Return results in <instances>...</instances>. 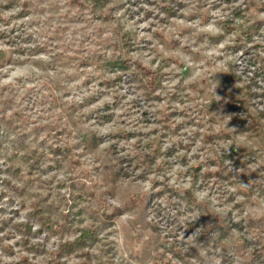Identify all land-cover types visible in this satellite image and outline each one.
I'll return each instance as SVG.
<instances>
[{"label": "rangeland", "instance_id": "374dc122", "mask_svg": "<svg viewBox=\"0 0 264 264\" xmlns=\"http://www.w3.org/2000/svg\"><path fill=\"white\" fill-rule=\"evenodd\" d=\"M32 4L28 18L0 9L11 18L0 25V264H83V251L100 264H246L256 232L245 221L264 222V134L247 129L264 131V0H113L121 6L110 24L72 0ZM115 25L137 42V70L162 76L150 92L159 98L147 100L138 72L108 89L91 68L77 71L63 96L51 86L73 70H44L46 51L16 54L46 43L89 55L98 29L108 37ZM214 132L229 136L210 140ZM15 147L43 161L34 170L17 157L11 164ZM240 147L249 148L242 158L225 156ZM155 160L154 173L142 174L143 161ZM13 166L20 173L10 174ZM261 256L252 264H264Z\"/></svg>", "mask_w": 264, "mask_h": 264}, {"label": "trees", "instance_id": "16d2710c", "mask_svg": "<svg viewBox=\"0 0 264 264\" xmlns=\"http://www.w3.org/2000/svg\"><path fill=\"white\" fill-rule=\"evenodd\" d=\"M112 1L113 0H85V2L84 1L79 2V0H72V3L79 4L81 5L82 8L84 6H87L93 18L100 20V23L109 22L110 24L112 21L114 12L116 10H120V6H121L120 4H118V7L111 6L110 3ZM31 2L32 0H26L24 3L19 4V0H9V5L7 7H3L5 9L3 8H0V9L1 11H3V10H10L12 8L16 9L19 7L21 11L18 15V18H22V17L28 18L29 15L32 14V8L34 6V4L31 5ZM75 16L77 20L80 18L78 14ZM10 19L4 18L0 14V25L3 23L5 26H8ZM119 21H120V18H118V22ZM254 29L257 30V25H254ZM98 30L99 32L97 31V34H96L97 39L92 40V45L95 48V50L94 52L89 51V55L82 54L81 56H76V54L79 53V50L76 51L77 52L76 54L69 55L68 50H70L71 47H68L66 49H63L62 47L58 45H56L55 47H48L46 43H45L46 47L45 46L40 47L35 44L31 48H24V49L20 48L16 50V54L22 57H25V58L29 57L31 59H36L37 57L44 56L43 53L44 51H46L49 57V61L42 67L44 70L46 71H49L50 69L57 70L60 67H64V68L68 67L66 68L67 70H73V71H67L66 74L64 75L66 77H64V79H61V81H57V80L53 81V85L51 86V88L54 87L56 91L64 90L65 93L62 94L63 96L71 92L67 88V85H66L67 81L70 79L76 78L78 75L77 71L81 70L82 68H91L97 73V78L98 80H100L99 81L100 85L108 89H113L117 86V84H120L124 80V77H127L129 72H131L130 74H132L135 78H137V72H138L141 78H145V89L147 90L145 94L147 95L146 97L148 98L147 100H155L159 98V97H156L155 95H151L150 92H152L153 90H156L161 85L162 76L158 77V75H152L149 72H147L146 69L141 68V67H139V69L137 70V60L133 57H130V52L134 51L135 48H137V42L133 40L130 35L128 36L127 33H122L120 31V27L117 25L112 26L111 28L112 31L110 32V35L108 37L105 36L107 34V29L101 26ZM246 34L248 35V37H250L254 33L253 31H250V32H247ZM211 38L213 40L215 37H211ZM214 40L216 41L217 39L215 38ZM12 60L13 58H9L8 61H5V64H9V62H11ZM3 62H4V59H2V62H0V66L2 65ZM15 62L17 63L20 61H15ZM111 75H114L115 77H111ZM91 78H92V73H90L89 77L84 81V85H86L87 83H91V80H92ZM220 80L225 85L230 84L232 83V80H233L232 74L230 75V77L224 76L223 78H220ZM171 96H172L171 98L172 100H174L173 98H176L175 96L173 97V94H171ZM49 97H54V96L49 95L45 97V100H47ZM231 97L232 99L234 98L233 100L235 102H239V103L243 102V105L246 104V102L243 101L244 99H242L238 95L236 97V96H233L232 94ZM54 98L51 100H54ZM216 106H217V103H212L209 107V111L213 112V110L216 109ZM69 108L70 110L75 111L74 107H69ZM106 112L107 110L105 111V113ZM108 113H109V109H108ZM212 120L215 121L214 119ZM247 129L254 130L257 136H259L260 138H261V135L264 134L263 126L258 125V124L256 125L253 124L249 126ZM49 132H52V131L49 130ZM57 134L61 135L63 134V131L62 130L58 131ZM123 134L127 138L130 136V133L126 131H123ZM213 134L214 135L208 136L210 137V140H214L216 139V137H218L219 139H225L226 136H229V135H226L227 133H223V135H219V134H215L214 132ZM87 140L88 139L86 138H80V141L83 142L84 145L88 144ZM93 140L94 139L91 140L92 143L96 142V140L95 141ZM157 140L158 141L161 140L160 136L158 135L154 139H149V142L150 144L155 145ZM58 142H60V140H58ZM91 144L89 145V147L91 146ZM263 147H264V144H263ZM65 148L68 149L67 146ZM235 150H238V151L235 152ZM248 150H249L248 147L231 148L230 152H228V155H225V156H227L228 158H231L232 160L237 161V155H240L242 158L244 154L246 153V151ZM11 151H12L13 156L8 157V160L11 162V164L15 162L14 159L18 158L17 161L22 160L30 167V169H33V170L34 168L36 169V167L43 161V157H44V154L38 155V152L35 149L30 150L31 153L30 152L25 153L23 156H20L19 153L16 152V151H19V149L17 150V147H15L14 150L12 149ZM58 152H59V149L57 148L54 151V153H58ZM156 162L157 160L152 161L148 164H145L146 161H143V165H140V167H142L141 173L149 174L148 173L149 169H150V173H154ZM145 165L147 166L148 169H144ZM219 165H221V163ZM13 171H16V173H20V169L16 166L11 167L9 170V173L12 174ZM216 174L217 176H220V178L222 179L234 177L233 176L234 174H232L231 171H226L225 169H222V170L218 169ZM251 189L253 190V188ZM247 194L248 195L252 194L250 189L247 191ZM45 208L46 207L44 206L43 208L37 210V214H39L40 217H42V214L44 213V211L47 210ZM48 209H50V207ZM111 216H114V215H111ZM208 222L211 223V228L213 227V229L218 230V232L221 230L220 225L217 221L213 219H209ZM255 223L257 224V226L254 224L253 219H251L249 222L245 221L246 230L248 229L249 231H251L252 229V230H255L256 232V234H254L253 236L255 238V243H256V245L254 246L256 247L254 249V252L249 253L246 264H252L256 259H259L260 257H262L261 255H264V222L256 220ZM219 238L223 239L224 236L223 238L222 237H219ZM94 242L95 241L92 240V244ZM250 243L251 242H249V245ZM244 247H245V242H244ZM63 248L69 252L76 250V248L72 247L71 244H67L63 246ZM84 256H86L88 260L83 264H100L94 260L93 256L95 255H93V253L91 254L89 251H83V257ZM144 260H141V261H144ZM101 264L103 263L101 262ZM158 264H168V263L161 262Z\"/></svg>", "mask_w": 264, "mask_h": 264}]
</instances>
